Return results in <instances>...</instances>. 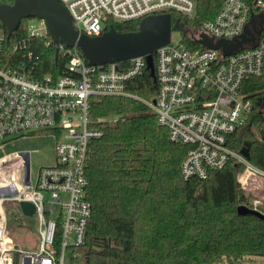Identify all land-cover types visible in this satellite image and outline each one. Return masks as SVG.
Wrapping results in <instances>:
<instances>
[{
	"label": "built area",
	"instance_id": "obj_1",
	"mask_svg": "<svg viewBox=\"0 0 264 264\" xmlns=\"http://www.w3.org/2000/svg\"><path fill=\"white\" fill-rule=\"evenodd\" d=\"M60 1L68 8L75 28L91 37L109 30V20H143L170 11L193 18L197 6L196 0ZM263 15L264 0H223L218 14L190 33L196 44L201 34L232 42L241 38L247 27L256 33L254 42L227 57L201 44L202 49H192L183 38L160 47L154 54L158 91L152 100L128 90V84L147 70L145 56L109 63L101 69L90 66L79 48L60 45L56 47L59 53L68 58L67 74L35 79L31 73L37 65L26 57L5 67L6 38L0 26V147L38 134L56 140L55 163L40 166L36 180L32 179L31 150L4 156L16 154L17 162L0 184L4 190L0 198V264H66L71 249L85 245L92 217L87 199V155L89 144L102 136V131L92 126L96 97H125L145 104L167 129L171 142L191 146L181 165L184 179H206L211 171L230 163L245 166L239 176L246 195L242 205L259 210L264 203V171L230 147V136L254 111L253 100L241 94L244 82L264 77V33L257 34L253 25ZM27 28L32 36H49L42 20H29ZM19 47L16 45L15 51ZM22 201L36 208V251L23 248L8 229L14 214L3 204L16 206Z\"/></svg>",
	"mask_w": 264,
	"mask_h": 264
},
{
	"label": "trees",
	"instance_id": "obj_2",
	"mask_svg": "<svg viewBox=\"0 0 264 264\" xmlns=\"http://www.w3.org/2000/svg\"><path fill=\"white\" fill-rule=\"evenodd\" d=\"M196 1L193 18L169 13L173 31L183 35L188 47L202 49L190 33L213 19L223 0ZM5 3L13 1L0 0ZM31 19L23 20L9 40L0 24L6 38L5 67L26 57L37 65L31 73L35 79L66 75L68 58L49 36L30 35ZM140 22L109 20L107 27L135 32ZM128 90L152 100L158 84L145 70ZM241 94L253 100L254 111L230 136V147L241 153L248 143L250 162L264 171V77L247 79ZM91 118L92 126L102 131L89 144L86 162L92 217L85 245L71 249L72 264H236L249 256L264 257V220L237 212L246 200L239 184L245 166L230 163L206 179H184L181 165L192 147L171 142L150 108L131 98L96 97ZM112 118L117 121L110 122ZM259 210L264 214V203ZM19 215L14 214L16 224ZM61 232L59 226L58 239Z\"/></svg>",
	"mask_w": 264,
	"mask_h": 264
},
{
	"label": "water",
	"instance_id": "obj_3",
	"mask_svg": "<svg viewBox=\"0 0 264 264\" xmlns=\"http://www.w3.org/2000/svg\"><path fill=\"white\" fill-rule=\"evenodd\" d=\"M30 18L44 21L48 35L57 48L60 45L79 48L90 66H100L103 69L109 63L145 56L147 70L154 78V54L160 47L171 42L173 34L171 14L146 17L141 20L139 29L135 32H119L111 27L101 36L91 37L81 34L75 28L68 8L60 0H14L13 4H0V24L8 31V40L19 29L22 21ZM255 35L247 27L242 37L232 42L215 41L205 34L194 39L206 48L222 51L223 57H227L244 48L245 44L254 42ZM241 154L250 160L248 143ZM10 211L16 215L33 217L36 208L32 203L22 201L11 207ZM237 212L239 216L252 215L264 220L262 212L246 205L239 206Z\"/></svg>",
	"mask_w": 264,
	"mask_h": 264
},
{
	"label": "rangeland",
	"instance_id": "obj_4",
	"mask_svg": "<svg viewBox=\"0 0 264 264\" xmlns=\"http://www.w3.org/2000/svg\"><path fill=\"white\" fill-rule=\"evenodd\" d=\"M183 35L179 31H173L172 41L177 43L181 41ZM55 144L56 140L44 134L31 136L24 140H16L14 143L0 147V158L5 155L23 151L31 150L32 162V179L36 180L38 169L40 166H52L55 163ZM0 184L2 181L0 180ZM4 195V190L0 188V198ZM65 198V197H64ZM4 207H12L10 202H5ZM59 208V207H58ZM10 234L16 241L25 249L36 251L38 249V223L36 216L25 217L22 214L18 216V221L14 218V223L8 224ZM66 264H71L70 257L66 256ZM222 264H229L224 262ZM236 264H264V257L249 256L245 259L238 261Z\"/></svg>",
	"mask_w": 264,
	"mask_h": 264
},
{
	"label": "bare ground",
	"instance_id": "obj_5",
	"mask_svg": "<svg viewBox=\"0 0 264 264\" xmlns=\"http://www.w3.org/2000/svg\"><path fill=\"white\" fill-rule=\"evenodd\" d=\"M15 161L17 162V155L12 154L8 155L7 157H4V159L0 162V180L3 179V177L7 176L5 175V172L13 168V164H15ZM13 162L11 165H7L4 163ZM4 164V165H3Z\"/></svg>",
	"mask_w": 264,
	"mask_h": 264
},
{
	"label": "flooded vegetation",
	"instance_id": "obj_6",
	"mask_svg": "<svg viewBox=\"0 0 264 264\" xmlns=\"http://www.w3.org/2000/svg\"><path fill=\"white\" fill-rule=\"evenodd\" d=\"M253 25L257 34L264 33V15L258 21H255Z\"/></svg>",
	"mask_w": 264,
	"mask_h": 264
}]
</instances>
